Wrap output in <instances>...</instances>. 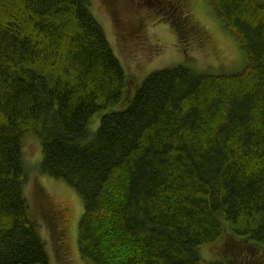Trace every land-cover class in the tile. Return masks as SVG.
I'll list each match as a JSON object with an SVG mask.
<instances>
[{"label":"trees","instance_id":"obj_1","mask_svg":"<svg viewBox=\"0 0 264 264\" xmlns=\"http://www.w3.org/2000/svg\"><path fill=\"white\" fill-rule=\"evenodd\" d=\"M208 3L242 70L177 66L135 85L90 0H0V264H52L25 193L28 134L41 174L83 201L85 264H242L233 239L264 252V5ZM144 7L185 40L178 0ZM46 219L60 229L63 214Z\"/></svg>","mask_w":264,"mask_h":264},{"label":"rangeland","instance_id":"obj_2","mask_svg":"<svg viewBox=\"0 0 264 264\" xmlns=\"http://www.w3.org/2000/svg\"><path fill=\"white\" fill-rule=\"evenodd\" d=\"M90 1L94 16L135 85L154 71L177 66L221 76L239 73L244 67L245 53L221 26L208 0H178L180 11L189 22L185 40L168 22L164 23L165 16L145 9L144 4L157 0ZM257 1L264 5V0ZM24 150L26 198L52 264H85L78 250V223L84 212L82 199L65 181L41 174V146L36 136L28 134ZM56 210L63 214L60 229L50 228L46 219L48 213ZM234 244V253L242 264H264V252L255 254L248 244L235 239ZM222 250L224 246L220 241L204 247L201 252L206 259L216 260Z\"/></svg>","mask_w":264,"mask_h":264}]
</instances>
